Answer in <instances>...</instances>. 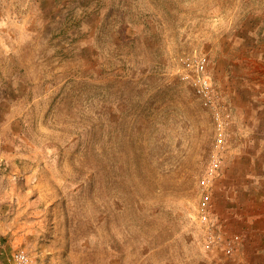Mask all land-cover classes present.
I'll use <instances>...</instances> for the list:
<instances>
[{
  "label": "rangeland",
  "instance_id": "obj_1",
  "mask_svg": "<svg viewBox=\"0 0 264 264\" xmlns=\"http://www.w3.org/2000/svg\"><path fill=\"white\" fill-rule=\"evenodd\" d=\"M263 91L264 0H0V264H248L205 247L199 181L223 152L264 189Z\"/></svg>",
  "mask_w": 264,
  "mask_h": 264
},
{
  "label": "crops",
  "instance_id": "obj_2",
  "mask_svg": "<svg viewBox=\"0 0 264 264\" xmlns=\"http://www.w3.org/2000/svg\"><path fill=\"white\" fill-rule=\"evenodd\" d=\"M238 159L232 157L221 168L214 182L212 204L224 233L239 237V258L252 264V260L264 259V189L248 187L253 182L246 179L233 182V166Z\"/></svg>",
  "mask_w": 264,
  "mask_h": 264
},
{
  "label": "built area",
  "instance_id": "obj_3",
  "mask_svg": "<svg viewBox=\"0 0 264 264\" xmlns=\"http://www.w3.org/2000/svg\"><path fill=\"white\" fill-rule=\"evenodd\" d=\"M185 62L187 68L192 69L194 72L191 79L196 93L202 98L204 104L210 106L217 120L216 145L224 147L225 126L231 119V113L226 109L219 90L205 73L208 60L206 56H200L199 58L187 57ZM223 155V152L220 155L214 154L205 175L199 181L202 192L197 207V215L201 226L204 227L205 247L213 250L217 248L224 254L231 255L235 250L239 237L237 235L226 236L223 231L217 230L216 224L211 221L212 187L223 166ZM9 261V264H32L33 259L27 250L17 248L13 251Z\"/></svg>",
  "mask_w": 264,
  "mask_h": 264
}]
</instances>
